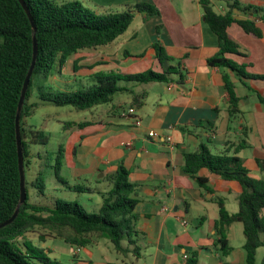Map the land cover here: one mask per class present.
<instances>
[{"label":"crops","instance_id":"obj_1","mask_svg":"<svg viewBox=\"0 0 264 264\" xmlns=\"http://www.w3.org/2000/svg\"><path fill=\"white\" fill-rule=\"evenodd\" d=\"M210 1L218 14H226L228 2L234 1L241 6L264 7V0H226L227 6ZM91 2L97 12L148 3L155 5L161 15L146 21L141 15L142 25L130 37L129 49L98 56L92 53L73 55L57 73L69 74L68 61L71 60L73 75L80 78L83 86L91 84L92 77L103 71L132 75L150 69L160 71L152 47L161 41L172 59L167 66H179L184 75L181 82L180 75L173 76L169 84L130 82L121 85L126 90L116 95L112 103L102 105L105 106L102 111L98 108L102 106L90 110L91 120L72 121L74 125L65 129L64 168L66 166L71 173L65 177L70 185L74 181L89 186L94 182L101 185L98 179L115 172L123 163L130 171V180L138 186L136 213L141 232V255L137 259L129 254L124 261L113 264H189L192 258L197 264H245L243 224H232L227 230L232 247L229 256L222 258L215 244L219 238L215 228L220 217L218 200L224 201L231 215L238 213L241 185L203 170L198 177L208 179L205 188L185 173L184 163L185 156L196 151L202 143L207 144L212 153L221 154L245 140L246 148L238 156L254 178L264 179L260 164L264 163V105L258 99V93L264 97V81L247 80V87L232 71L208 64L219 52V42L206 24L200 0ZM233 16L236 21L254 19L252 14L239 10H234ZM257 25L263 31L260 38L246 34L238 24L229 28V35L238 44L240 54L228 57L245 66L248 74L263 76L264 23L258 20ZM132 43L139 46L133 49ZM76 63L77 72L74 71ZM225 75L235 85L240 99V114L235 117L229 112ZM134 95L145 96L142 104L134 107ZM132 107L135 112L123 115ZM139 121L140 126L137 125ZM83 122L92 124L79 128L77 125ZM101 242L104 241L98 244ZM98 244L92 245L91 250H97ZM86 249L73 250V256L76 251ZM88 253L92 254L89 250ZM89 260L95 263L92 257Z\"/></svg>","mask_w":264,"mask_h":264},{"label":"trees","instance_id":"obj_2","mask_svg":"<svg viewBox=\"0 0 264 264\" xmlns=\"http://www.w3.org/2000/svg\"><path fill=\"white\" fill-rule=\"evenodd\" d=\"M24 1L37 27L36 35L18 0H0V224L9 220L20 204L16 117L22 89L33 61L34 35L38 41V57L20 121L25 177L26 169L31 164L32 147L48 145L50 141V136L42 130L27 124V119L39 106L38 103L31 102L34 92L42 102L84 111L112 103L116 95L126 90L121 82L169 84L175 75H180V82L184 80L179 66H167L172 59L162 42L158 41L152 48L156 52L160 71L150 69L133 75L103 71L92 77L91 84L57 91L44 83L56 71L60 73L71 56L111 46L130 29L136 14H143L146 21L160 16V10L148 3L126 5L121 10L97 12L79 1L61 5L54 0ZM200 4L206 24L216 34L219 42V52L209 59L208 64L232 71L245 86L247 80L264 81V75L248 74L245 66L228 57L240 54L238 44L229 35V28L238 24L246 34L262 37L263 31L257 21L264 23V7L241 6L234 1L228 2L229 10L226 14H218L210 0H200ZM234 10L252 14L254 19L236 21ZM160 29L159 26L158 33ZM77 69L76 63L74 71L77 72ZM224 84L230 99V116L235 117L240 114V99L235 85L227 75L224 76ZM142 98L145 96L134 95V107L142 104ZM258 99L264 105V97L260 93ZM134 107L131 109L135 110ZM91 124L83 122L77 126L84 128ZM72 125L73 122H65V129ZM246 145L244 140L235 147H228L221 154H214L207 144L202 143L196 151L185 156L184 171L205 188L208 179L198 177L203 170L224 181L241 185L238 213L231 215L226 210L224 201L218 200L220 217L215 228L219 238L215 244L222 258L229 256L232 247L227 230L232 224L241 223L246 239L245 264H256L258 250L264 248V179L254 178L238 156ZM65 155L66 147L61 144L53 165L49 163L48 156L45 158L47 165L53 169L57 182L77 193L95 194L97 190L89 185H70L68 179L62 176ZM35 157L42 160L40 154H35ZM260 164L264 170V163ZM98 183L108 184L109 190L105 193L97 192L102 196V205L98 213L92 214L78 202L56 199L54 205L48 206L31 200L30 187L40 196L46 195V178L43 171H39L32 182H28L26 178V202L20 206L15 221L0 229V264H63L49 256L52 251L46 247V242L52 237L50 234L76 249H85L108 240L118 254L124 257L131 254L138 259L141 255V232L136 213L138 186L130 180V171L123 163L115 172L104 174L102 179H98ZM37 230H44L49 234L39 233L36 241L28 237ZM82 263L93 264L91 261ZM189 264H197V260L192 258Z\"/></svg>","mask_w":264,"mask_h":264},{"label":"rangeland","instance_id":"obj_3","mask_svg":"<svg viewBox=\"0 0 264 264\" xmlns=\"http://www.w3.org/2000/svg\"><path fill=\"white\" fill-rule=\"evenodd\" d=\"M57 4L61 5L67 3L69 1H79L84 6L93 10V3L91 0H54ZM214 2L218 5L227 6L226 0H214ZM228 8V7H227ZM110 10H121V9H110ZM109 10V11H110ZM142 14H136L135 20L131 25L130 29L126 32V34L116 40L112 46L101 48L98 51H84L82 53H89L94 54L96 56L100 54H109L112 51L116 52L119 50H126L128 44L131 42L130 37L136 32L140 25H142L143 18ZM146 37V36H145ZM144 40L142 41V43ZM137 44L132 43V48L134 49ZM143 48V45H141ZM129 49V47H128ZM70 65L69 74L64 73L60 75L59 73L55 72L49 79L44 83L50 87H53L57 91H65L70 87L77 88L81 87L80 78L73 75L72 67L73 62L71 60L68 61ZM156 71V70H155ZM68 72V71H67ZM79 76V75H78ZM78 78V81L75 80ZM83 83H86L83 81ZM90 84V83H87ZM86 84V85H87ZM127 83L121 82V85H126ZM32 103H38L39 106L35 109L34 113L30 118L27 119V124L34 126L35 128L42 130L46 135L50 136V141L48 145H36L32 147V156L30 158L31 164L26 169V178L28 182H32L37 177L39 171H43V174L46 178V195L44 197L40 196L34 188H29V194L31 196V200L40 203L41 205H54V201L56 199H63L72 202H78L82 205L89 213L95 214L99 212V209L102 205V196L101 194L97 193L100 192H107L109 190V186L106 183L101 185L96 184L95 182L90 185L93 189L97 190L95 194L89 193H77L75 191H71L66 189L61 184H59L55 178L54 171L51 167L47 165V156L50 159V164H54L56 154L58 152L59 146L61 144L66 143L67 132H65V122H72L78 120H91L92 114L90 110L79 111L72 107H57L54 104L42 102L38 99L36 92L32 94L31 97ZM98 107L102 111L101 108ZM96 108V109H98ZM116 110H119L116 108ZM101 113H98V116ZM35 154H40L42 157L38 159L35 157ZM43 166V167H42ZM62 176L67 177L71 176L69 169L65 166L62 171ZM82 184V182L74 181L72 185L75 184ZM84 184V183H83ZM86 185V184H85ZM39 233H46L49 234L47 231L44 230H37L36 233L29 235L28 237L37 240ZM52 237L47 239L46 247L51 249V253L49 256L53 260H58L63 264H76V262L82 261H90V257H92L93 261L98 264H113L118 263L119 261H124L125 257L118 254L114 246L108 241L103 240L102 244H98L97 250H91V247H88L86 250L80 252L76 251L75 255H78L79 258L74 259L73 257V250H77L76 247H72L66 244L63 240L59 238H54V234H50ZM236 246H239L238 241H236ZM92 252V254L88 253ZM264 260V248H260L257 253L256 264H262ZM93 263V264H95Z\"/></svg>","mask_w":264,"mask_h":264},{"label":"water","instance_id":"obj_4","mask_svg":"<svg viewBox=\"0 0 264 264\" xmlns=\"http://www.w3.org/2000/svg\"><path fill=\"white\" fill-rule=\"evenodd\" d=\"M19 3L22 5L23 9L27 13L30 22L32 24V27L34 29L35 35L37 31V27L34 23L33 17L31 15V12L29 8L27 7L26 3L24 0H18ZM34 35V50H33V61L32 65L30 67V70L28 72V75L26 77L23 89H22V94L20 98V102L18 105V113L16 117V134H17V144H18V162H19V171H20V190H21V197H20V204L14 213V215L4 223L0 224V229L12 224L15 219L17 218L19 211H20V206L24 204L27 200V191H26V177H25V166H24V153H23V146H22V140H21V128H20V121H21V111L23 109L24 103H25V98L26 94L30 85V81L36 66V61L38 57V41L36 36Z\"/></svg>","mask_w":264,"mask_h":264},{"label":"built area","instance_id":"obj_5","mask_svg":"<svg viewBox=\"0 0 264 264\" xmlns=\"http://www.w3.org/2000/svg\"><path fill=\"white\" fill-rule=\"evenodd\" d=\"M133 112H135V110H133V109L130 108V109H128V110L126 111V113L123 114V115L128 116V115H131ZM137 125L140 126V125H141V122H140V121L137 122ZM169 140H171V139H169ZM165 210H167V209H165Z\"/></svg>","mask_w":264,"mask_h":264}]
</instances>
